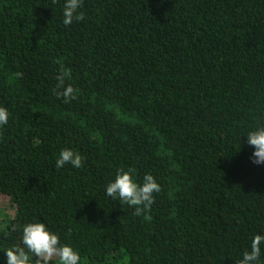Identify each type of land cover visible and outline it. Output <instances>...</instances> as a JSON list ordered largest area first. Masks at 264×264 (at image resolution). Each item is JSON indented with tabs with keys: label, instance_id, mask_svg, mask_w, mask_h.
<instances>
[{
	"label": "trees",
	"instance_id": "1",
	"mask_svg": "<svg viewBox=\"0 0 264 264\" xmlns=\"http://www.w3.org/2000/svg\"><path fill=\"white\" fill-rule=\"evenodd\" d=\"M64 4L0 0V197L15 207L0 264L36 222L80 264H236L264 235L247 138L264 127V0H82L67 26ZM64 149L82 167L57 169ZM119 169L161 186L141 216L106 194Z\"/></svg>",
	"mask_w": 264,
	"mask_h": 264
},
{
	"label": "clouds",
	"instance_id": "2",
	"mask_svg": "<svg viewBox=\"0 0 264 264\" xmlns=\"http://www.w3.org/2000/svg\"><path fill=\"white\" fill-rule=\"evenodd\" d=\"M82 7V0H65L63 6V23L71 25L74 20L84 19V13L78 11ZM21 77L22 73H16ZM66 74L61 72L57 76L56 96L63 97L65 102H70L76 98L78 90L71 85L65 86ZM9 112L5 107H0V125L8 123ZM248 144L254 147L253 163L264 164V127L250 131L247 134ZM70 163L75 168L83 165V157L71 149H64L56 159V167L60 169L65 164ZM133 170L127 171L119 169L114 182H110L106 187V194L134 207V214L143 215L155 202L154 193L161 191V186L155 178L146 174L143 183H137L133 177ZM15 230V229H14ZM264 243V235H255L251 241L250 251L243 253V258L236 264H256L261 255V245ZM7 257V264H50L54 259L57 264H80L81 257L70 245L61 244L60 237L51 232L44 223H29L23 227L21 242L4 251Z\"/></svg>",
	"mask_w": 264,
	"mask_h": 264
},
{
	"label": "rangeland",
	"instance_id": "3",
	"mask_svg": "<svg viewBox=\"0 0 264 264\" xmlns=\"http://www.w3.org/2000/svg\"><path fill=\"white\" fill-rule=\"evenodd\" d=\"M0 210H2L8 215L13 216L15 207L11 204L8 198L1 196L0 197Z\"/></svg>",
	"mask_w": 264,
	"mask_h": 264
}]
</instances>
